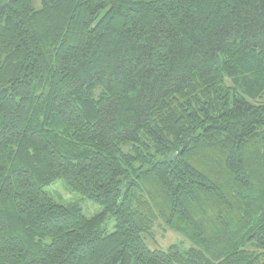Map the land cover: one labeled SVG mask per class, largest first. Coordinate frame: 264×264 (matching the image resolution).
I'll return each instance as SVG.
<instances>
[{
    "label": "trees",
    "instance_id": "1",
    "mask_svg": "<svg viewBox=\"0 0 264 264\" xmlns=\"http://www.w3.org/2000/svg\"><path fill=\"white\" fill-rule=\"evenodd\" d=\"M35 1L0 0V264H264V0Z\"/></svg>",
    "mask_w": 264,
    "mask_h": 264
},
{
    "label": "rangeland",
    "instance_id": "2",
    "mask_svg": "<svg viewBox=\"0 0 264 264\" xmlns=\"http://www.w3.org/2000/svg\"><path fill=\"white\" fill-rule=\"evenodd\" d=\"M34 7L39 10L41 9V1L36 0L34 2ZM229 85H232L231 81H228ZM255 104H264V96L258 100L252 101ZM50 193L57 202L62 204H74L79 206L87 218H92L100 214L103 209L100 205L94 203L93 201L80 196L77 193L70 191L64 184L63 181H57L53 185L45 189ZM116 219L114 217H109L105 224L102 226V231L109 234L114 233L116 230ZM154 239L147 238L146 243L149 248L168 250L171 246H179L183 250H189L192 244L185 239L182 235L175 233L171 230H166L165 226L158 222L154 229Z\"/></svg>",
    "mask_w": 264,
    "mask_h": 264
}]
</instances>
